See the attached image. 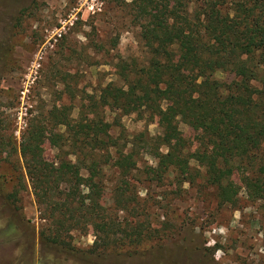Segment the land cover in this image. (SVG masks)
I'll return each instance as SVG.
<instances>
[{
	"label": "rangeland",
	"instance_id": "rangeland-1",
	"mask_svg": "<svg viewBox=\"0 0 264 264\" xmlns=\"http://www.w3.org/2000/svg\"><path fill=\"white\" fill-rule=\"evenodd\" d=\"M138 23L122 0H0V264H264V200L248 197L242 173L233 176L234 203L219 202L204 167L193 159L184 180L174 173L159 178L157 120L109 109L106 119L121 125L111 134L120 143L135 141L132 200L115 204L116 174L108 168L102 203L119 225L104 233L93 223L74 227L67 212L60 227L64 244L46 243L54 226L33 194L21 137L31 117L66 103L75 118L84 91L124 85L122 66H145ZM67 88L77 97L70 99ZM178 127L193 151L196 132L181 120ZM42 146L50 160L64 155L47 141Z\"/></svg>",
	"mask_w": 264,
	"mask_h": 264
},
{
	"label": "trees",
	"instance_id": "trees-1",
	"mask_svg": "<svg viewBox=\"0 0 264 264\" xmlns=\"http://www.w3.org/2000/svg\"><path fill=\"white\" fill-rule=\"evenodd\" d=\"M122 1L132 6L139 22L146 65L122 66L124 85L109 82L92 93L84 91L75 118L73 105L66 103L31 117L21 137L33 194L54 226L46 243L64 244L60 227L67 212L74 227L88 222L104 233L119 225L102 203L106 169H115V204L132 200L135 141L120 143L111 134L113 126L121 125L108 121L105 109L157 120V177L174 173L184 180L193 159L204 167L220 203L237 200L233 176L238 171L248 197L264 200V0ZM67 91L70 99L77 97L72 88ZM178 120L196 132L193 151ZM44 141L64 155L50 160Z\"/></svg>",
	"mask_w": 264,
	"mask_h": 264
}]
</instances>
